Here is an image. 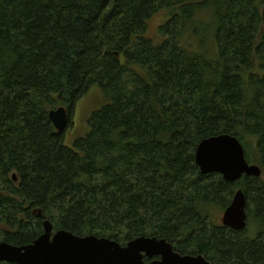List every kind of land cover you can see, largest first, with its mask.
<instances>
[{
	"label": "trees",
	"instance_id": "obj_1",
	"mask_svg": "<svg viewBox=\"0 0 264 264\" xmlns=\"http://www.w3.org/2000/svg\"><path fill=\"white\" fill-rule=\"evenodd\" d=\"M93 87L105 102L64 146L69 121L58 132L48 113L70 117ZM220 134L261 177L199 172L198 144ZM237 188L254 241L214 220ZM44 220L262 264L264 0H0V242L29 245Z\"/></svg>",
	"mask_w": 264,
	"mask_h": 264
},
{
	"label": "water",
	"instance_id": "obj_2",
	"mask_svg": "<svg viewBox=\"0 0 264 264\" xmlns=\"http://www.w3.org/2000/svg\"><path fill=\"white\" fill-rule=\"evenodd\" d=\"M48 119L55 130L67 128L65 108L50 110ZM243 146L237 138L220 134L203 139L197 146L195 164L202 175L219 174L224 181L233 183L243 175L260 177L256 165L246 163ZM15 180V176L13 175ZM242 191L234 194L231 204L223 213L222 224L235 231L246 227V200ZM44 231L31 244L13 246L0 242V262L13 264H207L201 257H181L173 253L163 240L138 237L124 246L108 238L94 235L76 236L64 230L53 231L49 221L43 222ZM160 257L159 261L145 263L143 258Z\"/></svg>",
	"mask_w": 264,
	"mask_h": 264
},
{
	"label": "rangeland",
	"instance_id": "obj_3",
	"mask_svg": "<svg viewBox=\"0 0 264 264\" xmlns=\"http://www.w3.org/2000/svg\"><path fill=\"white\" fill-rule=\"evenodd\" d=\"M165 21L161 15L153 17L149 23L151 34H155L157 28ZM102 91L98 87H93L85 96L76 104L71 116L69 117V128L65 132L64 146L73 147L74 141L78 138H83L89 131L88 119L91 114L100 109L104 104ZM218 217L214 219L217 222L221 221L222 213H218ZM250 226V225H249Z\"/></svg>",
	"mask_w": 264,
	"mask_h": 264
},
{
	"label": "flooded vegetation",
	"instance_id": "obj_4",
	"mask_svg": "<svg viewBox=\"0 0 264 264\" xmlns=\"http://www.w3.org/2000/svg\"><path fill=\"white\" fill-rule=\"evenodd\" d=\"M247 161V160H246ZM246 163H248V162H246ZM249 165H253V164H250V163H248ZM261 170V169H260ZM262 174V173H261ZM260 174V175H261ZM219 175V174H218ZM220 176V175H219ZM243 177H248V176H245V175H243L240 179H238L237 181H239V180H241ZM251 177V176H250ZM261 177V176H260ZM223 179V178H222ZM237 181H235V182H237ZM235 182H233V183H235ZM237 190L239 191H242L241 189H238L237 188ZM237 190H235L233 193H232V195H231V197H230V203H229V205L231 204V200L233 199V196H234V194L237 192ZM244 194V193H243ZM245 196V195H244ZM244 200H246V197H245V199ZM229 205L227 206V207H229ZM227 207L221 212L222 213V216H221V221L220 222H218V226H222V227H224V228H226V229H228V230H230L232 233H234V234H243L244 236H246V238H248L249 240H253L254 241V239L256 238L255 236H257V233H256V229H255V226L253 227V225L251 224V223H249V219H248V216H247V213H246V227H245V229L244 230H242V231H235V230H232L231 228H229V227H227V226H223V224H222V217H223V213H224V211L227 209ZM245 212H246V207H245ZM244 212V213H245ZM251 224V225H250ZM250 225V226H249ZM138 238V237H137ZM150 238H152V237H150ZM153 238H155V237H153ZM152 238V239H153ZM156 240H163V241H165V239H163V238H155ZM166 243H168L170 246H171V248H172V251H173V253H175V254H178L179 256H181V257H185V256H188V257H193V258H197V257H201L207 264H214L211 260H209L207 257H205V256H203L202 254H199V253H188V254H186V253H180V252H177V250L175 249V247L173 246V244L172 243H169V242H167V241H165ZM125 245V244H124ZM124 245H122V246H124ZM160 260V257H158V256H154L152 259H147V258H143V261L145 262V263H148V262H151V261H159ZM228 264H239V263H237V262H229ZM241 264V263H240ZM262 264H264V261H263V263Z\"/></svg>",
	"mask_w": 264,
	"mask_h": 264
}]
</instances>
